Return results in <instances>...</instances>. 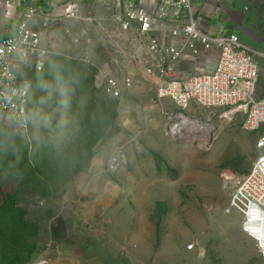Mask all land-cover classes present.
Here are the masks:
<instances>
[{"label":"rangeland","instance_id":"obj_1","mask_svg":"<svg viewBox=\"0 0 264 264\" xmlns=\"http://www.w3.org/2000/svg\"><path fill=\"white\" fill-rule=\"evenodd\" d=\"M63 21L37 23L51 60L48 75H26L32 84L28 130L0 121V264H264L241 230V216L226 211V176L251 169L260 132L244 130L237 118L213 121L204 141L175 140L151 109L153 79L133 58L127 36L90 17ZM216 55L186 58L179 69L210 72ZM63 62L76 63L78 71ZM81 73L100 95L110 76L127 74L135 84L117 101L116 124L95 147L90 167L42 197L33 189L23 145L48 177L54 170L49 152L59 169L65 154L76 152L80 115L63 104L83 88L75 80ZM185 113L208 116L193 107ZM118 151L127 164L111 171Z\"/></svg>","mask_w":264,"mask_h":264},{"label":"built area","instance_id":"obj_2","mask_svg":"<svg viewBox=\"0 0 264 264\" xmlns=\"http://www.w3.org/2000/svg\"><path fill=\"white\" fill-rule=\"evenodd\" d=\"M3 3L14 5L13 0ZM1 4L2 0L0 8ZM17 4L23 11L15 23V34H0V121L27 131L32 84L22 73L43 72L51 56L32 22L83 17L76 3L70 4L61 18L43 12L35 0H17ZM120 6L121 13L109 20L129 33V44L135 50L133 58L153 79L151 109L163 116L169 136L204 141L211 135L206 128L214 129L213 121L231 122L237 118L244 130L260 132L256 142L259 155L251 169L237 177L226 176L230 189L226 211L241 216L243 233L254 241L264 260V98L257 96L258 58L263 55L235 34L210 35L204 31L192 0H123ZM214 51L217 63L210 72L198 74L179 69L184 59ZM134 84L130 75L110 76L106 93L120 99L131 92ZM166 99L170 102L166 103ZM191 107L195 112L207 111L208 116L187 115L185 112ZM126 164L118 151L109 168L117 171Z\"/></svg>","mask_w":264,"mask_h":264},{"label":"crops","instance_id":"obj_3","mask_svg":"<svg viewBox=\"0 0 264 264\" xmlns=\"http://www.w3.org/2000/svg\"><path fill=\"white\" fill-rule=\"evenodd\" d=\"M3 1L0 8V34L9 37L15 34V23L23 7L17 4V0H13L14 5L12 6H6ZM35 1L43 12L56 18L63 17L70 4L76 3L79 7V14L82 17H90L91 23H104L110 29L117 27L124 40H127L124 36L129 38L127 31L109 20L112 15L121 13L120 4L123 0ZM192 4L201 17L199 26L208 34L216 35L222 32L235 34L242 43L263 55L258 58L260 77L257 96L264 98V0H192ZM32 23L37 29V23H42V21L34 20ZM61 23L78 22L64 20ZM115 43H118L117 40ZM116 47L119 46L116 44ZM169 102L170 100L166 99V103Z\"/></svg>","mask_w":264,"mask_h":264},{"label":"trees","instance_id":"obj_4","mask_svg":"<svg viewBox=\"0 0 264 264\" xmlns=\"http://www.w3.org/2000/svg\"><path fill=\"white\" fill-rule=\"evenodd\" d=\"M50 60L51 59H49L48 65L43 72H23L22 76L29 79L26 75H48L46 70L49 67ZM75 64L76 63L67 64L63 62L62 67H65L64 69L72 68L74 71H78V68L76 69L74 66ZM76 78L77 79L75 80H78V82H80V86L83 88H80L81 90L76 89L74 91L75 97L70 98L67 104H63V108L68 109L70 114L73 115L74 113H77L80 115V120L77 124H75L77 129H79L80 135L77 140L76 152L68 151L65 154V157L62 159V169H59L58 164H56L58 163L57 155L49 152L47 165L51 167L53 166L54 170L51 171L52 176L48 177L46 171L40 169L43 166L35 164V162L29 158V146L26 144L23 145V159L24 163L27 164L29 175L34 181L33 189L42 197L49 194L47 193L48 191H57L61 188V186L66 184L67 181L72 179L77 174L86 171L90 167L91 162L97 154L95 147L108 136L110 130L114 128L119 115V105L117 102L119 99H114L106 93V82L103 85V92H101L100 95V90L98 89L90 91L88 87L90 80H88L82 73ZM66 79H68L67 76ZM70 80H72V77ZM46 90L47 83H45L40 90V94L43 96L46 93ZM90 115L92 117L88 118ZM51 180H59V184L57 183L58 185L53 187L50 182ZM17 264L24 263L19 261Z\"/></svg>","mask_w":264,"mask_h":264},{"label":"bare ground","instance_id":"obj_5","mask_svg":"<svg viewBox=\"0 0 264 264\" xmlns=\"http://www.w3.org/2000/svg\"><path fill=\"white\" fill-rule=\"evenodd\" d=\"M212 129H213V127H211V126H208L206 128V131H207L208 135H210Z\"/></svg>","mask_w":264,"mask_h":264},{"label":"water","instance_id":"obj_6","mask_svg":"<svg viewBox=\"0 0 264 264\" xmlns=\"http://www.w3.org/2000/svg\"><path fill=\"white\" fill-rule=\"evenodd\" d=\"M174 139H175V140H180L181 138H179V137H175ZM195 142H197V141H194L193 143H195Z\"/></svg>","mask_w":264,"mask_h":264}]
</instances>
